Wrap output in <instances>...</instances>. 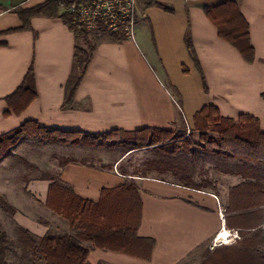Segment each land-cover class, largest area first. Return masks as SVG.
Wrapping results in <instances>:
<instances>
[{
	"label": "crops",
	"instance_id": "obj_1",
	"mask_svg": "<svg viewBox=\"0 0 264 264\" xmlns=\"http://www.w3.org/2000/svg\"><path fill=\"white\" fill-rule=\"evenodd\" d=\"M45 1L0 0V33L12 31L0 36V42L5 43L0 46V136L35 121L41 128L63 133L103 135L154 128L192 134L198 139L193 116L204 106L217 108L227 119L254 117L264 133V0H153L172 9V14L157 5L147 6L148 0H139L134 39H109L97 44L76 89L73 107L68 110L62 105L73 69L75 34L61 19L46 18H34L30 30L14 32L21 22L8 12ZM226 1L238 4L248 24L253 63L245 62L236 49L219 39L205 16V6ZM186 32L206 91L186 49ZM31 65L37 97L19 115L9 111L6 116L5 98L20 86ZM183 67L188 69L187 75L182 73ZM28 139L0 162V196L16 210L17 225L42 238L48 229L36 218L21 215L9 200L27 194L37 202L39 214L46 208L50 182L33 178L27 186L14 185L15 175L7 161L20 157L16 150L25 147ZM96 148L107 151L97 158L99 166L69 160L61 165L58 179L75 195L94 203L102 189L134 184L142 202L137 235L153 239L154 248L150 261L128 257L142 264H196L199 258L192 254L207 247L218 233V209L228 215L229 191L240 184L233 185L232 159L199 146L173 154L158 146L139 150L106 145ZM82 245L88 248L86 243ZM95 250L92 264H114L103 261L101 250Z\"/></svg>",
	"mask_w": 264,
	"mask_h": 264
},
{
	"label": "trees",
	"instance_id": "obj_2",
	"mask_svg": "<svg viewBox=\"0 0 264 264\" xmlns=\"http://www.w3.org/2000/svg\"><path fill=\"white\" fill-rule=\"evenodd\" d=\"M74 0H47L32 8H13L8 12L16 15L21 22L17 31H28L34 18L61 19L65 24L69 16L63 11ZM157 5L172 14L173 10L163 7L153 0L147 6ZM204 13L216 28L217 36L231 45L247 63L254 62V51L249 42V27L242 17L235 1H226L214 6H205ZM70 28V27H69ZM74 30V29H72ZM12 31L0 33L8 34ZM76 46L73 55V69L65 85L63 110L73 107L74 95L82 81L99 44V38L90 39L89 33L76 32ZM109 36L115 41L124 40L123 36ZM5 43L0 42V46ZM185 46L195 68L204 77L194 50L190 35L185 34ZM188 74L186 67L182 68ZM37 97L32 65L29 67L20 86L5 98L9 111L15 115L22 113ZM264 100V91L261 95ZM194 135L172 133L160 129L146 128L126 133L112 131L109 134L89 135L83 133H63L41 128L35 121H28L18 128L0 136V162L24 139L72 146H126L132 150L158 146L167 154L190 147H201L203 151L226 157H238L248 162L264 165V133L260 131L258 119L240 115L237 120L223 118L218 109L204 106L193 116ZM236 150V151H235ZM4 212L14 215L16 210L0 196ZM45 207L54 215L65 220L70 233L53 236L46 233L37 238L19 227L21 247L24 252L37 256L42 264H89V249L82 243L91 244L95 249L123 254L142 261H150L154 240L137 235L142 215V202L138 188L130 183L113 189H102L98 202L84 200L72 188L59 179L51 181L47 191ZM228 215L225 225L241 230V240L235 244L219 247L211 251L201 264H264V186L250 181L242 182L229 191ZM12 243L0 227V264L7 263V255L12 252ZM207 250H209L207 248Z\"/></svg>",
	"mask_w": 264,
	"mask_h": 264
},
{
	"label": "rangeland",
	"instance_id": "obj_3",
	"mask_svg": "<svg viewBox=\"0 0 264 264\" xmlns=\"http://www.w3.org/2000/svg\"><path fill=\"white\" fill-rule=\"evenodd\" d=\"M89 35L92 41H94V38L98 37L100 39L99 43L110 39L109 36L102 33H89ZM194 139L195 141L198 140L195 137ZM26 142H28V144H26L25 147L16 150V154H18L20 157L17 156V158L13 156V158H7L8 163L11 165V172H13L15 175L16 181L14 185L18 186H27V184L30 183V179L33 180V178L36 180H46L50 183L51 181H56L58 179V173L61 165L69 160H78L93 166H99V161L97 158L102 156L104 152H107L105 149L96 148L95 145H70L68 147L72 148H57L53 146V144L34 140L32 138L26 140ZM80 148H88V150L82 151ZM81 151L83 152L82 155L79 154ZM11 154L12 152L10 155ZM228 158L230 159V157ZM231 159L233 163L231 170L233 175V185L250 181L264 186L263 164L248 162L233 156ZM0 184H2V182H0ZM9 200L11 203L18 206L22 213L21 215L26 216V218L31 220L36 218L39 221H37L38 224L48 229L47 233H50L53 236H60L69 233L70 229L65 220L52 214L46 208L41 210L44 211L43 213L39 214L40 210L37 208V202H34L27 194H24V196L20 194V197L16 201L12 199ZM32 205H34L36 208H31ZM50 215H52V218L49 217ZM16 217V213L14 215H10L9 213L4 212L0 204V227L3 229V231H5L8 239L13 244L12 252L8 254L6 258L7 263L42 264L38 254L36 256L32 253H26L24 252L23 247H21V239H24V237L19 232V226L14 222ZM86 246H88L90 252V260H88V262L89 264H92L96 257L94 254L97 253V250H95L91 244L86 243ZM207 247H204L203 249H200L199 251H196L192 254L194 255L193 257H195V259L199 258L196 261V264L198 262L201 264L211 253V250H207ZM101 253H103L101 254V259L105 262L109 260L114 264H142L141 262L133 260L128 256L114 254L107 251H101Z\"/></svg>",
	"mask_w": 264,
	"mask_h": 264
},
{
	"label": "built area",
	"instance_id": "obj_4",
	"mask_svg": "<svg viewBox=\"0 0 264 264\" xmlns=\"http://www.w3.org/2000/svg\"><path fill=\"white\" fill-rule=\"evenodd\" d=\"M69 16L66 24L73 33H107L120 35L133 40L138 21L139 0H74L70 7L63 11ZM218 218L221 228L211 240L208 248L235 244L241 240V230L228 228L225 225V212L219 208ZM264 230V224L262 225Z\"/></svg>",
	"mask_w": 264,
	"mask_h": 264
}]
</instances>
